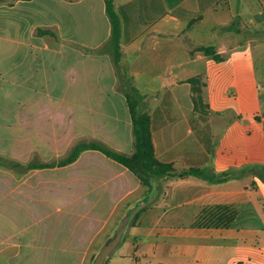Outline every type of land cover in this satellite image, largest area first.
Listing matches in <instances>:
<instances>
[{"label":"crops","instance_id":"obj_1","mask_svg":"<svg viewBox=\"0 0 264 264\" xmlns=\"http://www.w3.org/2000/svg\"><path fill=\"white\" fill-rule=\"evenodd\" d=\"M112 1L117 65L105 0H0V264H93L125 216L105 264H264V175L146 188L99 151L59 165L133 153L132 87L176 173L264 168V0Z\"/></svg>","mask_w":264,"mask_h":264},{"label":"trees","instance_id":"obj_2","mask_svg":"<svg viewBox=\"0 0 264 264\" xmlns=\"http://www.w3.org/2000/svg\"><path fill=\"white\" fill-rule=\"evenodd\" d=\"M18 1V0H14ZM22 1V0H21ZM105 13L109 19L111 25V51L113 53L114 62L117 65L119 61V18L113 8L112 0H105ZM205 56L211 57L214 60H220V58L215 54L213 47H201L198 48ZM192 91V101L196 107L206 108L203 104L202 88L204 83L200 78H192L189 81ZM125 98L127 101V106L132 123V134H133V153L130 156L119 154L105 147L95 144H79L74 148L67 159L60 162L59 165H66L73 162L76 157L83 151L95 150L104 154L107 158L117 162L126 169H128L132 174L137 177L140 184L143 187L149 188L152 183L157 179H183L185 177H194L210 183H222L232 179H240L245 174H253L254 176L264 175V168L255 167L254 169H243L238 171H226L220 174H215L208 172L207 170L190 168L183 170L180 173H176L172 165L164 164L159 162L153 151V143L150 131V119L146 113L138 112V105L141 99V95L132 87H128L125 91ZM3 161V160H2ZM0 159V163L2 162ZM45 165L31 164L28 168L38 169L44 168ZM137 215V214H136ZM234 214L231 213L229 217L218 219L220 222L215 223L213 226L228 227L230 222L233 220Z\"/></svg>","mask_w":264,"mask_h":264},{"label":"water","instance_id":"obj_3","mask_svg":"<svg viewBox=\"0 0 264 264\" xmlns=\"http://www.w3.org/2000/svg\"><path fill=\"white\" fill-rule=\"evenodd\" d=\"M127 221H128V216H125L120 221L115 233L104 241L96 257L94 258L93 264H105L109 256L118 247L121 241L124 229L127 225Z\"/></svg>","mask_w":264,"mask_h":264},{"label":"rangeland","instance_id":"obj_4","mask_svg":"<svg viewBox=\"0 0 264 264\" xmlns=\"http://www.w3.org/2000/svg\"><path fill=\"white\" fill-rule=\"evenodd\" d=\"M260 61L258 59V57H255V68H256V71L259 72V74L262 76V67L260 65ZM262 91L264 92V90L262 89ZM2 161V159H1ZM3 162V161H2Z\"/></svg>","mask_w":264,"mask_h":264}]
</instances>
